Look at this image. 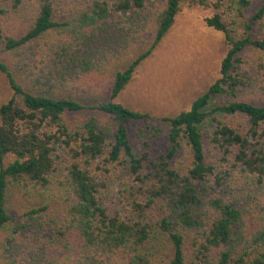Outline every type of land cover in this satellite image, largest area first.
<instances>
[{"label":"trees","instance_id":"1","mask_svg":"<svg viewBox=\"0 0 264 264\" xmlns=\"http://www.w3.org/2000/svg\"><path fill=\"white\" fill-rule=\"evenodd\" d=\"M250 4L0 0V73L12 91L0 105V260L264 264V3L236 35ZM185 7L229 13L230 27L222 13L205 20L225 36L220 77L188 110L153 121L115 100ZM147 34L148 46L134 50ZM123 54L108 100L72 117L86 107L64 92L99 83ZM207 119L213 127L201 131ZM117 166L131 183H115ZM11 187L37 198L17 216L6 208Z\"/></svg>","mask_w":264,"mask_h":264},{"label":"rangeland","instance_id":"2","mask_svg":"<svg viewBox=\"0 0 264 264\" xmlns=\"http://www.w3.org/2000/svg\"><path fill=\"white\" fill-rule=\"evenodd\" d=\"M250 1V7L245 10L244 16L238 19L236 35L245 33V23L251 22L255 11L264 3V0ZM21 8L19 19L23 21L31 13V8L28 3ZM214 13H222V21L230 27L227 22L230 20L229 13L225 11V7L219 10L200 7L183 8L164 42L154 51L153 56L138 68L133 80L115 101L124 107L149 114L153 121L188 110L191 103L220 77L221 61L226 54L227 46L224 34L206 25L205 20ZM149 37L150 34L144 35L134 50L147 47ZM125 56L126 54L115 57L112 67L105 73L99 70L100 75L97 78L99 83L93 80L89 86H78L69 92H64L67 97L80 101L86 107L72 117L85 118L92 114L90 110L92 106L108 100L107 79L122 69ZM11 95L12 91L6 77L0 73V105L6 103ZM223 100L225 99L222 96L212 98L209 108L220 105ZM72 117L70 118L73 119ZM162 127L165 131L166 126L162 125ZM212 127L213 123L207 119L200 128L204 131L205 128ZM113 177L116 184L131 183L125 166L115 167ZM249 186L251 192L254 187ZM114 188L118 186L114 185ZM36 199L32 191L24 193L21 189L11 187L6 196L7 211L17 216L24 207L31 206ZM158 245L157 256L159 259H164L167 254V243L165 240H159ZM0 264L8 263L0 260Z\"/></svg>","mask_w":264,"mask_h":264}]
</instances>
